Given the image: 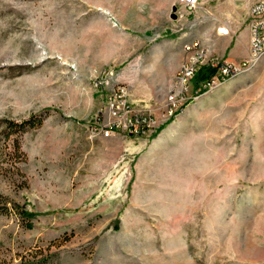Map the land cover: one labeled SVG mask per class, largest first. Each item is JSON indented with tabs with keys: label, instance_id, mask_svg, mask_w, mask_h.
<instances>
[{
	"label": "rangeland",
	"instance_id": "374dc122",
	"mask_svg": "<svg viewBox=\"0 0 264 264\" xmlns=\"http://www.w3.org/2000/svg\"><path fill=\"white\" fill-rule=\"evenodd\" d=\"M251 1L0 0V264H264V56L162 116L185 43L249 50ZM117 85L154 131L92 134Z\"/></svg>",
	"mask_w": 264,
	"mask_h": 264
},
{
	"label": "built area",
	"instance_id": "2783aa9c",
	"mask_svg": "<svg viewBox=\"0 0 264 264\" xmlns=\"http://www.w3.org/2000/svg\"><path fill=\"white\" fill-rule=\"evenodd\" d=\"M181 1L188 7H192L196 2V0ZM248 18L249 50L247 56L239 61H227L214 55L208 56L197 39L184 44L183 48L188 54L168 90L162 112L165 119L173 117L189 100L197 98L202 91L215 87L226 77L248 69L264 56V0L251 1ZM201 65L210 66L211 72L208 78L198 82L197 88L192 93L190 84ZM101 113L102 117L92 128V134L96 136L107 137L113 134L142 136L154 131L160 124L150 109L138 106L127 98V90L123 85H117L107 93Z\"/></svg>",
	"mask_w": 264,
	"mask_h": 264
},
{
	"label": "trees",
	"instance_id": "16d2710c",
	"mask_svg": "<svg viewBox=\"0 0 264 264\" xmlns=\"http://www.w3.org/2000/svg\"><path fill=\"white\" fill-rule=\"evenodd\" d=\"M210 69L203 71L202 74L195 78V81L205 79L209 74ZM196 76V75H195ZM42 121V115L38 113H31L27 117L20 119L19 121H14L10 119H4L5 126L10 128L11 130H19L24 128L27 125L38 124ZM21 212L26 216L27 213L21 209Z\"/></svg>",
	"mask_w": 264,
	"mask_h": 264
},
{
	"label": "crops",
	"instance_id": "0c3cea01",
	"mask_svg": "<svg viewBox=\"0 0 264 264\" xmlns=\"http://www.w3.org/2000/svg\"><path fill=\"white\" fill-rule=\"evenodd\" d=\"M247 53H248V41H245L242 35L240 37H237L233 41V47L231 49L230 56L227 58V60H233V61L238 60L241 57L246 56Z\"/></svg>",
	"mask_w": 264,
	"mask_h": 264
},
{
	"label": "water",
	"instance_id": "95a60500",
	"mask_svg": "<svg viewBox=\"0 0 264 264\" xmlns=\"http://www.w3.org/2000/svg\"><path fill=\"white\" fill-rule=\"evenodd\" d=\"M172 10H175V6L172 7ZM172 16L174 17V13L172 14Z\"/></svg>",
	"mask_w": 264,
	"mask_h": 264
}]
</instances>
